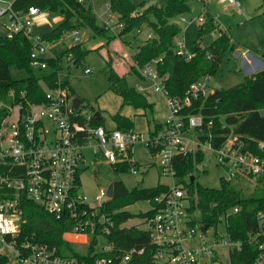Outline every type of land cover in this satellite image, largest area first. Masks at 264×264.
Segmentation results:
<instances>
[{
    "label": "built area",
    "instance_id": "2783aa9c",
    "mask_svg": "<svg viewBox=\"0 0 264 264\" xmlns=\"http://www.w3.org/2000/svg\"><path fill=\"white\" fill-rule=\"evenodd\" d=\"M80 1L86 7L91 2L94 9L90 7L97 16L96 0ZM200 1L205 6L209 0ZM219 1L237 10L240 7L236 0ZM104 8L103 16L99 17L101 26L117 35L124 24L109 2ZM139 12L135 11L133 16ZM47 16V12L36 7L15 11L13 1L0 0V29L9 37L23 33L29 38L31 66L38 73L46 72L49 60L57 59L52 43L35 33V28L42 25ZM214 20L218 29L225 30L216 17ZM205 22L204 16L197 20L199 26ZM184 32L182 38L180 33L175 39L177 55L190 61L194 54L185 47ZM217 33L214 31L211 37L216 38ZM81 34V29H75L66 32L63 40L68 46L76 45L82 41ZM153 36L151 31L147 39ZM242 55L246 59L248 50ZM64 60L67 68L76 66L72 56L59 60L57 86L50 89L42 82L46 104L29 105L25 112L20 106L13 107L0 100V259L5 258L6 264H10L11 259L4 255V250L8 249L14 254L16 264H87L81 257L62 255L59 247L22 238L24 200L43 207L57 219H72L74 229L65 234L75 239L85 237L86 251L79 253L81 256L90 254L89 248L95 240L91 252L96 256L94 264H128L135 254L143 253L144 249L132 248L112 254L115 244L110 236L115 221L106 211L107 203L113 198L108 196L109 187L90 199L82 191L80 177L86 150H92L95 161L102 159L110 166L125 162L133 165L137 163L133 148L138 144L157 160L162 176L172 181L167 185L168 191L157 197L155 206L150 207L149 210L154 211L152 215L142 221L141 229L148 232L156 248L153 264H220L227 251L229 256L231 248H240L241 243L234 242L227 232L228 218L239 209L228 210L217 226H209L199 209L190 211L192 201L186 185L176 183L179 160L196 153L203 155V162L213 159L216 166L223 169L221 180L264 182V140L238 134L225 124L221 129L228 131L215 133L213 120L206 122L199 113L186 115L194 102L213 92L209 77L192 83L184 96L172 97L166 86L168 75H162L158 68L161 57L144 66L134 63L139 77L150 81L152 91L165 97L169 112L159 129L153 127L147 134H141L133 129L111 130L105 125H96V112L88 110V105L75 108L74 97L69 96L68 88L62 84L67 81L61 78ZM85 73L91 74L92 69H85ZM136 90L142 94L148 92V88L141 86ZM191 131L195 132L193 138L187 136ZM138 170L132 166L130 172L136 175ZM197 213L200 218L196 217ZM257 222L258 229L249 236L248 243L259 250L255 264H264V211L258 213Z\"/></svg>",
    "mask_w": 264,
    "mask_h": 264
},
{
    "label": "trees",
    "instance_id": "16d2710c",
    "mask_svg": "<svg viewBox=\"0 0 264 264\" xmlns=\"http://www.w3.org/2000/svg\"><path fill=\"white\" fill-rule=\"evenodd\" d=\"M191 0H165L158 5L150 4L147 8L136 6L131 0H108L113 12L120 16L123 29L113 34L97 23V16L91 7H86L80 0H14L13 9L24 11L29 7H36L48 14L58 16L62 20L42 37L52 43V51L57 59L49 60L48 70L38 73L31 66L32 43L23 34L11 37L0 35V100L10 103L11 106H20L21 111H28L29 105L40 106L47 103L42 82L48 88H54L60 81L59 60L72 56L76 66L82 65L85 58L93 50L88 49L84 43L68 46L63 37L66 32L75 29H89L93 39H103L105 46H110L117 39L142 29L144 26L151 29L154 36L138 47L133 55L130 73L139 77V72L134 63L144 66L153 59L161 57L158 68L162 75H168L167 89L172 97H182L189 86L216 73L220 67L224 54L234 49L228 29H218L214 17L207 11V19L198 30V39L192 50L194 54L190 61L177 55L175 39L180 35L181 29L170 20L190 10ZM262 15L264 16V0H262ZM139 14L133 16L135 11ZM217 37L211 42L214 31ZM101 47L96 48L99 50ZM210 55V58L208 57ZM107 68L110 89L120 96L123 105H130L136 109L152 110L153 104L147 97L135 88L128 86L126 75L119 74L114 68L112 54L108 53ZM140 78V77H139ZM68 88L70 97H77L68 81L62 82ZM88 104V103H87ZM264 107V69L246 77V79L229 89H215L206 98L194 102L186 110V115L201 114L206 122L213 120L215 133L226 132L222 125L231 126L238 134L247 135L255 139L264 140V116L260 109ZM116 128L132 130L134 121L121 115L113 117ZM96 125H105L103 118L95 120ZM106 126V125H105ZM156 124V129L160 128ZM203 155L190 154L185 159H180L177 164V184H185L191 195L192 208L199 209L203 220L209 225L217 226L221 217L230 209L238 208L239 211L228 218L227 232L234 242H240V248L230 250V264H255L259 250L248 243V238L258 229L257 215L264 211V182L262 187L248 193V188L240 180H221L218 189H211L190 181L197 164L203 162ZM134 166L139 169L138 163L131 165L128 162L115 165L117 172L127 173ZM188 180V182H186ZM114 196L106 206L115 221L110 239L115 244L113 255L126 252L132 248L144 249L143 253L135 254L128 264H153L156 248L150 242L148 232L138 227H121L133 218H146L154 212L149 210L137 215L125 210L137 202L147 201L155 206V199L166 193L168 187L158 184L152 188L136 187L132 190L126 188L122 182H114ZM25 223L22 225V238L28 237L38 243L59 247L62 255L76 256L84 259L87 264H94L96 256H92L95 240L86 256H81L74 244L64 239V234L74 229V221L68 217L57 219L49 214L43 207L24 200L22 204ZM5 258L0 259V264H6Z\"/></svg>",
    "mask_w": 264,
    "mask_h": 264
},
{
    "label": "rangeland",
    "instance_id": "374dc122",
    "mask_svg": "<svg viewBox=\"0 0 264 264\" xmlns=\"http://www.w3.org/2000/svg\"><path fill=\"white\" fill-rule=\"evenodd\" d=\"M14 1V0H9ZM136 6L147 8L150 4L156 3L162 5L165 0H131ZM240 3L239 9L229 6L227 3H222L219 0H209L208 4L203 6L200 0H191L189 3L190 10L184 14L176 16L170 20L171 23L177 24L181 29V38L184 32L185 47L192 51L198 39V30L200 26L197 20L200 16L207 19L206 12L216 17V20L222 27L228 29V34L231 36V43L234 44V49L228 50L224 54L223 61L215 74L209 77L210 90L229 89L242 83L246 77L251 76L249 71H246L241 63V52H248L260 61L262 53H264V16L262 15V0H236ZM108 0H96L97 23L101 25L99 17L105 12L104 5ZM94 7L90 2L87 7ZM206 7L207 9H205ZM185 19V22L182 21ZM62 18L48 14L44 19V23L35 28L36 34L49 33ZM140 33L133 31L132 33L117 39L110 46H105L103 39H93L92 32L89 29L82 30V41L85 46L93 50L85 58L82 65L71 66L62 61L63 70L61 78L67 80L74 90L75 94L84 99L88 104L87 109L90 111L100 112L103 121L108 129H115L116 124L113 117L116 115L125 116L134 121L133 131L135 133L147 134L153 127L156 130V124L165 123L169 117L168 106L166 99L160 93H155L151 89V83L148 80H142L135 74L130 73V65L134 62L133 55L138 47L143 45L151 32V29L144 26L139 29ZM1 36H7L8 33L0 29ZM214 40L213 37H208L207 42ZM99 50H95L101 47ZM108 53L112 54L114 59L115 70L123 75H126L128 86L138 89V86L148 88V92L144 95L148 102L153 104L152 110L136 109L130 105L122 106L123 100L120 96L110 89L107 58ZM239 53L238 56L236 54ZM92 69L91 74H86L85 69ZM258 70V69H257ZM257 72V71H254ZM85 109V108H84ZM260 113L264 116V107L260 109ZM193 138L195 132L191 131L187 134ZM134 160L139 165L138 174L134 175L130 172H117L114 166H110L105 160L98 159L95 161L92 150H86L85 166L81 172V184L83 193L90 199L98 196L100 190L108 188L114 182H122L127 189L132 190L136 187L152 188L158 184L170 185L172 181L165 178L161 174L160 166L157 160L146 153L144 147L140 144L133 148ZM193 175L195 182L203 187L218 189L221 185V178L224 176V171L221 167L216 166L215 161L201 162L194 168ZM248 188V193L256 188L262 187V184H257L250 180H240ZM188 182V180H186ZM151 205L147 201L137 202L134 205L127 207L125 210L137 215L145 213L150 209ZM200 218V214H196ZM142 218H133L124 223V227L142 228ZM64 239L71 244H74L76 250L80 254H84L86 246L84 242H78L77 239L70 235L64 234ZM85 241V240H84ZM70 243V242H69ZM80 243V244H79ZM4 255L8 256L10 264H16L14 254L8 249L4 250ZM220 264H230L228 251L223 255Z\"/></svg>",
    "mask_w": 264,
    "mask_h": 264
},
{
    "label": "crops",
    "instance_id": "0c3cea01",
    "mask_svg": "<svg viewBox=\"0 0 264 264\" xmlns=\"http://www.w3.org/2000/svg\"><path fill=\"white\" fill-rule=\"evenodd\" d=\"M208 4V3H207ZM206 4V5H207ZM205 9H207L206 7H205ZM208 10V9H207ZM246 51V50H245ZM244 50L241 52V56L243 57L242 58V63H241V65H242V67L246 70V71H249V73H251V75H253V74H255V73H257L258 71H260V70H262V69H264V64H263V62L262 61H260L257 57H255L254 55H252V54H250L249 52H248V56H247V58L245 59L244 58V56L242 55V53L243 52H245ZM239 55V53H237L236 54V56H238ZM261 58H263V60H264V53H262V55H261ZM258 69V70H257ZM254 71H257V72H254ZM84 240H85V237H78L77 238V241L78 242H84ZM80 244V243H79Z\"/></svg>",
    "mask_w": 264,
    "mask_h": 264
},
{
    "label": "water",
    "instance_id": "95a60500",
    "mask_svg": "<svg viewBox=\"0 0 264 264\" xmlns=\"http://www.w3.org/2000/svg\"><path fill=\"white\" fill-rule=\"evenodd\" d=\"M73 104H74L75 108H79L80 105H87V102L84 99H82V98L77 96V97H74ZM95 119L96 120H100L101 119L100 112H96L95 113ZM190 181L191 182L195 181V177H194L193 174H190ZM108 196L111 197V198L114 196V185L113 184L109 185Z\"/></svg>",
    "mask_w": 264,
    "mask_h": 264
},
{
    "label": "flooded vegetation",
    "instance_id": "af4514ba",
    "mask_svg": "<svg viewBox=\"0 0 264 264\" xmlns=\"http://www.w3.org/2000/svg\"><path fill=\"white\" fill-rule=\"evenodd\" d=\"M79 97V96H78Z\"/></svg>",
    "mask_w": 264,
    "mask_h": 264
}]
</instances>
